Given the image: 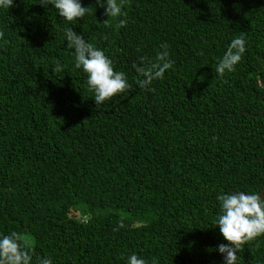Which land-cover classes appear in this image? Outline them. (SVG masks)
I'll use <instances>...</instances> for the list:
<instances>
[{
  "label": "trees",
  "instance_id": "obj_1",
  "mask_svg": "<svg viewBox=\"0 0 264 264\" xmlns=\"http://www.w3.org/2000/svg\"><path fill=\"white\" fill-rule=\"evenodd\" d=\"M81 2L91 14L71 22L40 0L0 9V232L21 233L32 264H223L216 196L264 188V0H126L108 21ZM69 27L132 87L96 105ZM240 35L241 61L217 74ZM162 44L173 69L142 89L133 64ZM237 264H264V235Z\"/></svg>",
  "mask_w": 264,
  "mask_h": 264
},
{
  "label": "clouds",
  "instance_id": "obj_2",
  "mask_svg": "<svg viewBox=\"0 0 264 264\" xmlns=\"http://www.w3.org/2000/svg\"><path fill=\"white\" fill-rule=\"evenodd\" d=\"M126 0H96V5L104 9L109 18L123 17ZM40 4L48 8L52 6L60 17L67 21L91 14L89 8L82 5L81 0H40ZM13 6V0H0V9ZM126 20L119 19V25L124 26ZM67 46L73 50L75 69H82L86 74V84L94 93L96 105L112 100L132 87L124 71L114 70L112 59L105 51L85 37L74 31L72 27L64 30ZM155 58L133 68L140 79L137 84L142 89L152 90L151 85L157 79H162L167 70L173 69L175 61L170 58L168 45L162 44ZM246 51V40L243 35L236 36L228 43L222 57L218 59L214 71L223 75L233 72ZM63 65L57 61L54 71H61ZM262 190L231 191L218 194L219 211L213 220L219 232L228 243H221L216 250L223 255V264H237V253L242 243L264 235V197ZM33 249L25 242L23 235L16 231L0 232V264H32ZM36 264H53L50 256L36 258ZM126 264H149L143 255L136 252L126 257ZM156 264V261H151Z\"/></svg>",
  "mask_w": 264,
  "mask_h": 264
},
{
  "label": "water",
  "instance_id": "obj_3",
  "mask_svg": "<svg viewBox=\"0 0 264 264\" xmlns=\"http://www.w3.org/2000/svg\"><path fill=\"white\" fill-rule=\"evenodd\" d=\"M264 189V188H263ZM263 195H264V190H262V197H263Z\"/></svg>",
  "mask_w": 264,
  "mask_h": 264
}]
</instances>
